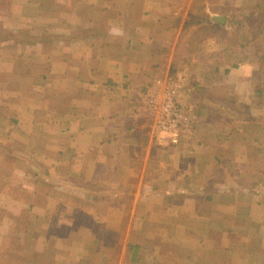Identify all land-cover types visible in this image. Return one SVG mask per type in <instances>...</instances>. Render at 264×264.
I'll return each mask as SVG.
<instances>
[{
  "label": "crops",
  "instance_id": "0c3cea01",
  "mask_svg": "<svg viewBox=\"0 0 264 264\" xmlns=\"http://www.w3.org/2000/svg\"><path fill=\"white\" fill-rule=\"evenodd\" d=\"M8 1L12 21L1 15V25L18 30L0 47V109L13 114L14 179L6 182L37 203L0 222V243L29 235V254L14 264H50L52 251L59 264H264V198L254 187L231 191L247 178L238 168L232 181L230 156L218 150L233 136L227 125L247 122L242 108L256 114L264 105L262 92L245 97L240 74L248 20L219 13L246 11V0ZM230 24L243 31L236 45ZM167 75L194 112L175 148L152 142L142 107L151 82ZM242 132L239 125V141ZM239 141L232 156L246 152ZM263 154L251 151V171H262ZM22 217L28 223L16 229ZM119 234L122 243L106 242ZM0 264L11 263L0 256Z\"/></svg>",
  "mask_w": 264,
  "mask_h": 264
},
{
  "label": "rangeland",
  "instance_id": "374dc122",
  "mask_svg": "<svg viewBox=\"0 0 264 264\" xmlns=\"http://www.w3.org/2000/svg\"><path fill=\"white\" fill-rule=\"evenodd\" d=\"M43 3L46 4L45 0H41ZM10 1L0 0V18L1 15L5 16L7 20L12 21V12H10ZM259 6L257 10L255 11H249L251 7H254L256 4ZM244 7H246V11H239V10H229V11H219L220 15L229 16L231 19H237L238 14L241 15V19L244 18L246 21L248 20L247 25L245 26V33H246V41L245 43V54L248 57L247 60L242 59L244 62L240 64V60H238L240 68H242V79L246 83L245 86L247 87V90H245V97L247 99H261L260 93L262 92V99L264 98V0H246L245 3H243ZM244 17H243V16ZM219 16V15H218ZM41 20H45L44 13L41 14V16H38ZM251 20V22H250ZM232 23V22H231ZM241 26V25H240ZM242 28L234 27L232 24L228 27L227 30H225L226 36L229 37L231 42H234L236 45V41L238 39L239 34H243V31H241ZM13 30L17 31L18 29H14L12 26H6L5 28L2 27L0 22V47L9 45V42L13 40L15 37V34L13 33ZM218 31V29H215V32ZM27 33L26 31L22 30V35ZM241 38V36H240ZM243 38V37H242ZM221 44V42H220ZM212 59V56H211ZM200 60V59H199ZM213 60H219L216 58L215 55H213ZM231 61H227L224 59L225 64H231ZM182 61H186L182 58ZM222 62V60H221ZM190 63V61H189ZM245 66V68H243ZM258 67H260L259 70ZM209 69V68H207ZM214 69V64L213 68ZM240 78V77H238ZM234 79V78H233ZM162 80V79H161ZM160 78L155 79V81L151 82L149 91L147 92L145 104L142 105L147 111V115L149 116L151 122L150 127L148 128L149 133L152 137V142L156 143L160 146H169L175 148V145H179L178 142H171L170 140V134L168 132H165L157 127L156 124V115H158L159 108H158V102L159 104L167 98L166 93L169 92V90L174 91V97L171 96V99L173 98L178 101V104H181L180 98L178 99V92L175 91V87L173 85L176 84V82L173 80V78L169 75L166 76V80L161 81ZM259 80H262V85L259 87ZM177 81V79H176ZM178 82V81H177ZM154 85V86H153ZM179 88V85H176ZM214 93H217L216 91ZM255 95V97H254ZM253 102V100H251ZM264 102V101H263ZM181 109L185 116H187L185 122L183 121L181 124V129L179 132L181 138L183 136L189 134L192 125H194L189 117L192 116L194 112L192 110L190 111L189 108L180 105ZM247 108V107H246ZM218 111H225L229 110L230 112H234V116L237 114V109L235 107H227V108H216ZM252 110H248L245 108H242V115L246 118L245 122H235L230 123L229 126L227 125V131L231 132L233 136H231L230 141L228 143H222L219 145L218 150H223V152L230 156V159L226 161V166H229L228 169H226V172L228 171L230 174V179L234 181L236 179V175L238 174V168L241 171V175L245 176L247 178V181L243 178V180H239L236 183H233L231 185V191H239L236 188L235 190H232V187L237 185L240 189V185L244 186L245 188H256L257 193L260 194L264 198V183L262 185H257L254 183L258 180V178L264 179V167L261 172H255L251 171V162H249L251 158V151L252 150H264V105L262 106V111L260 113L251 114L250 112ZM6 115V116H5ZM188 115H190L188 117ZM13 114L10 110L0 109V222H2L3 218H6V222L8 219L13 220V213H16V215L20 214L25 209L29 210L30 205L32 207H35V204L30 202L29 197V191L26 193H23L20 195V198L16 197L17 192L13 191L14 187L10 186L6 181H8V178L13 181V165H14V137H12L13 133V122L10 118H12ZM9 117L10 121H6L4 118ZM261 120V125L259 123L256 124V126L262 130L260 135H254V131L252 130L255 122V118H259ZM221 121L222 119L219 118ZM252 120H254L252 122ZM197 124V122H196ZM149 125V124H148ZM220 125H226V124H220ZM239 125L242 127V135L240 141L237 139V137L234 136V133H236L237 128ZM178 133V132H177ZM7 137H6V136ZM182 141V140H180ZM236 141H239V147L240 150H246L245 154L243 156H240L238 154H234L233 156L229 153L230 150H233L230 146H232ZM258 144V147H257ZM255 147V148H254ZM264 155V154H263ZM236 158L243 159L245 158V162L243 166L240 164H237V162H234ZM232 162H234L235 165H231ZM235 166V170H231V168ZM225 167V166H224ZM243 167V168H242ZM225 169V168H224ZM6 184V185H4ZM20 199L22 202L17 203L15 200ZM40 204V203H39ZM38 207H41L38 205ZM25 217H22L20 220H17L18 226H16V229H18L20 226L26 225L28 222H25ZM45 222V221H44ZM1 224V223H0ZM4 227H8L9 229L11 227H14L15 224H9L7 225L4 223ZM9 232V231H8ZM6 232V233H8ZM19 234H14L13 236H7L5 240H2L3 242L0 243V256L3 258H7V260L14 264V262L20 261V259H23V256L21 254H26L24 258L29 254L28 251H25L24 248H27V239L29 238V235L25 237L24 233L19 232ZM3 234L0 231V236ZM75 236V234H74ZM79 238H83L84 236H78ZM104 237V236H103ZM133 237H136L135 240H141V235H128V241L129 239H133ZM106 242L110 241V239L117 240L119 243L123 242L124 235L119 234L117 236H106L105 237ZM134 240V239H133ZM105 242V241H104ZM78 243V241H77ZM73 253L77 256H79V251L76 249H72ZM28 252V253H27ZM35 252H32V254ZM38 254V255H37ZM36 256L39 258H43L44 252L37 253ZM57 251H52L49 253V263L50 264H59L55 262H51L54 260V256L57 255ZM47 261L46 259H44ZM51 260V261H50ZM60 261V260H59ZM20 262L19 264H21Z\"/></svg>",
  "mask_w": 264,
  "mask_h": 264
},
{
  "label": "built area",
  "instance_id": "2783aa9c",
  "mask_svg": "<svg viewBox=\"0 0 264 264\" xmlns=\"http://www.w3.org/2000/svg\"><path fill=\"white\" fill-rule=\"evenodd\" d=\"M166 93L167 98L164 99L160 104L158 102L159 112L156 115L157 127L170 134L171 142L175 143L179 140V135L181 132V124L186 120L180 104L174 98V91L169 90ZM180 128V129H179ZM178 132V133H177Z\"/></svg>",
  "mask_w": 264,
  "mask_h": 264
}]
</instances>
